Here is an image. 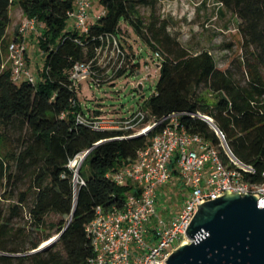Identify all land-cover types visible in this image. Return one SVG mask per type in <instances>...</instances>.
<instances>
[{
	"label": "trees",
	"instance_id": "obj_1",
	"mask_svg": "<svg viewBox=\"0 0 264 264\" xmlns=\"http://www.w3.org/2000/svg\"><path fill=\"white\" fill-rule=\"evenodd\" d=\"M14 1L0 0V159L9 186L0 193V264H88L94 249L86 228L96 208L121 207L132 190L107 173L136 160L165 125L147 135L119 138L122 131H96L76 121V114L84 109L80 99L76 105L71 101L79 98L71 71L77 62L95 56L100 35L116 34L129 51L120 38L123 20L152 49L156 41L166 54L156 92L142 108L158 119L174 111L195 114L182 115L184 127L220 143L215 127L201 115L209 116L242 160L264 170V0H216L240 19L243 38L242 53L225 69L208 50L190 53L181 47L157 20L146 26L138 5L149 0H100L105 13L87 34L64 31L74 8L72 0H18L27 16L46 24L40 36L45 66L37 83L15 82L12 68L3 67ZM141 68L138 60L127 74ZM123 75L122 70L119 76ZM207 92L215 95L212 103ZM16 130L19 135L13 140L18 144L9 149L5 143ZM89 149L79 172L85 184H76L70 162ZM26 180L28 187L20 190V182ZM25 211L30 228L17 221ZM52 214L61 219L50 222ZM60 233L48 248L29 253Z\"/></svg>",
	"mask_w": 264,
	"mask_h": 264
},
{
	"label": "built area",
	"instance_id": "obj_2",
	"mask_svg": "<svg viewBox=\"0 0 264 264\" xmlns=\"http://www.w3.org/2000/svg\"><path fill=\"white\" fill-rule=\"evenodd\" d=\"M72 1L74 8L69 17H74L82 33L87 34L91 26L88 23L91 1ZM38 24L37 18L28 17L9 45L15 82L39 81L29 69L26 45L29 34L38 31ZM99 39L101 44L96 48L95 56L89 61L77 62L71 71L72 87L78 95L81 81L86 80L90 87L100 88L119 78L122 70L124 75L130 72L138 61L137 55L123 48L116 34L106 33ZM152 43V55L161 63L166 54L159 43ZM71 101L74 105L79 104L78 96ZM186 113L195 115L174 111L158 119L142 106L135 107L127 116L76 114L77 123L93 130L122 131L119 138L147 135L165 124L150 144L139 151L136 160L107 173L108 178L118 185H129L132 190L123 206L96 208L95 216L86 228L94 249L88 264H166L168 257L181 244L194 241L188 237L187 229L202 201L228 192L256 195L258 206L264 207V170L259 171L254 164L242 160L231 148L223 131L216 129L220 143L200 133L189 132L181 122ZM201 116L206 120L209 117ZM70 166L77 174L72 161ZM77 176V181L85 184ZM175 177L184 191L185 203L176 215L161 218L157 214L160 190Z\"/></svg>",
	"mask_w": 264,
	"mask_h": 264
},
{
	"label": "rangeland",
	"instance_id": "obj_3",
	"mask_svg": "<svg viewBox=\"0 0 264 264\" xmlns=\"http://www.w3.org/2000/svg\"><path fill=\"white\" fill-rule=\"evenodd\" d=\"M88 23H97L98 16L105 12V8L100 0H90ZM139 15L144 19L146 26L153 21H158V25H166V33L175 39L181 47L190 53H198L208 50L215 57L220 68H228L233 64L234 59L242 53L243 38L239 30L240 19L231 11L221 7L216 0H149V3H139ZM11 24L7 31L8 47L4 51L5 68H12L10 60L9 45L17 35L20 25L29 17L18 0H15L11 9ZM38 31L31 32L26 38L27 61L31 72L38 79L45 66V50L40 44V36L43 34L46 24L38 21ZM74 17H69L64 31L82 30L77 25ZM122 32L120 38L125 43L126 48L138 56L142 64L143 73L138 75L125 74L114 80L112 83H106L100 88L90 87L88 81H81L79 99L85 113L92 110H101L112 116H127L133 106L139 107L156 92V86L159 81L160 72L156 67L157 59L152 55L153 49L139 36L133 26L126 21L121 23ZM132 46V47H130ZM151 68L150 73H146L145 67ZM147 76L144 90L137 88L138 82L142 77ZM206 95L212 103L215 101V95L207 92ZM12 136L7 139L5 145L9 149L17 146L19 131L10 132ZM7 150V147L5 148ZM4 155V150L2 156ZM77 166H75L76 169ZM17 171V168H14ZM86 174H90L89 168H86ZM5 172L1 169L0 159V193L6 192L9 186H6ZM30 181H21L20 190L28 187ZM76 183L78 181L76 179ZM165 194V195H164ZM18 202V197L14 198ZM185 195L178 180L173 178L167 185L160 190V197L157 204V214L161 218L169 219L176 215L185 203ZM13 202V201H11ZM10 204V201H5ZM22 218L17 219L20 224H27L30 228L29 216L24 212ZM61 219L59 215L52 214L49 221L58 222Z\"/></svg>",
	"mask_w": 264,
	"mask_h": 264
},
{
	"label": "water",
	"instance_id": "obj_4",
	"mask_svg": "<svg viewBox=\"0 0 264 264\" xmlns=\"http://www.w3.org/2000/svg\"><path fill=\"white\" fill-rule=\"evenodd\" d=\"M162 64L156 63L160 69ZM146 73L151 68L145 67ZM143 70L137 71L140 75ZM147 76L137 84L144 90ZM135 108V106H133ZM212 124L213 120L206 117ZM215 129L217 126L213 125ZM91 149L81 155L76 179L84 159ZM80 155V154H79ZM72 213L71 219L73 217ZM62 233L48 239L38 248L42 251L54 244ZM191 243L181 244L168 257L166 264H264V207L258 206V197L253 194L226 193L215 199L202 201L199 210L187 229Z\"/></svg>",
	"mask_w": 264,
	"mask_h": 264
},
{
	"label": "bare ground",
	"instance_id": "obj_5",
	"mask_svg": "<svg viewBox=\"0 0 264 264\" xmlns=\"http://www.w3.org/2000/svg\"><path fill=\"white\" fill-rule=\"evenodd\" d=\"M215 126V123H212V126ZM81 154L80 155H78L75 159H73L72 160V164H73V166H76L78 163H79V161L81 160ZM85 160V159H84ZM77 184V183H76ZM48 241H44L43 243H47Z\"/></svg>",
	"mask_w": 264,
	"mask_h": 264
},
{
	"label": "crops",
	"instance_id": "obj_6",
	"mask_svg": "<svg viewBox=\"0 0 264 264\" xmlns=\"http://www.w3.org/2000/svg\"><path fill=\"white\" fill-rule=\"evenodd\" d=\"M134 108L131 109V111L133 110ZM90 113L92 114H105V112L101 111V110H92Z\"/></svg>",
	"mask_w": 264,
	"mask_h": 264
}]
</instances>
